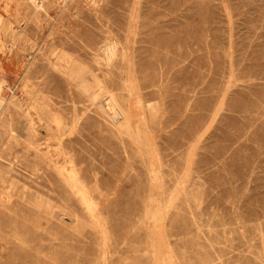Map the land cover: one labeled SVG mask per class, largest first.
<instances>
[{
	"label": "rangeland",
	"instance_id": "rangeland-1",
	"mask_svg": "<svg viewBox=\"0 0 264 264\" xmlns=\"http://www.w3.org/2000/svg\"><path fill=\"white\" fill-rule=\"evenodd\" d=\"M0 108V264H264V0H0Z\"/></svg>",
	"mask_w": 264,
	"mask_h": 264
},
{
	"label": "bare ground",
	"instance_id": "bare-ground-1",
	"mask_svg": "<svg viewBox=\"0 0 264 264\" xmlns=\"http://www.w3.org/2000/svg\"><path fill=\"white\" fill-rule=\"evenodd\" d=\"M109 1V0H108ZM81 2V1H80ZM21 3V2H20ZM24 3V2H23ZM25 5V4H24ZM78 6V5H77ZM98 6V5H97ZM106 6V5H105ZM77 9H79V8H77ZM35 11V10H34ZM79 11H80V9H79ZM104 12V11H103ZM112 12V11H111ZM45 13V12H44ZM88 15H90V14H88ZM108 15V14H107ZM77 17V16H76ZM67 19V18H66ZM74 19V18H73ZM87 20V19H86ZM71 21V20H70ZM91 21V20H90ZM94 21V20H93ZM91 24V23H90ZM14 26V25H13ZM30 26V25H29ZM33 27V26H32ZM47 27V26H46ZM106 27V26H105ZM32 29V28H31ZM34 29V28H33ZM50 29V28H49ZM33 31V30H32ZM61 32V31H60ZM111 32V31H110ZM33 34V33H32ZM50 34V33H49ZM37 35V34H36ZM42 35V34H41ZM40 38V37H39ZM118 38V37H117ZM73 41V40H72ZM106 42V41H105ZM73 43V42H72ZM96 43V42H95ZM79 45V44H78ZM86 45V44H85ZM101 45V44H100ZM107 46V45H106ZM110 47V46H109ZM30 48V47H29ZM103 48V47H102ZM110 49V48H109ZM114 49V48H113ZM63 50V49H62ZM33 53V52H32ZM123 53V52H122ZM46 55V54H45ZM44 55V56H45ZM109 55V54H108ZM95 56V55H94ZM112 57V56H111ZM92 58V57H91ZM42 61V60H41ZM109 63V62H108ZM114 63V62H113ZM86 64V63H85ZM99 66V65H98ZM38 67V66H37ZM36 67V68H37ZM85 67V66H84ZM106 67V66H105ZM114 67V66H113ZM117 67V66H116ZM35 69V68H34ZM83 69V68H82ZM99 69V68H98ZM110 69V68H109ZM93 70V69H92ZM118 70V69H117ZM102 71V70H101ZM47 72V71H46ZM96 72V71H95ZM115 72V71H114ZM26 76V75H25ZM106 79V78H105ZM108 79V78H107ZM92 80V79H91ZM104 81V80H103ZM88 87V86H87ZM42 90V89H41ZM26 94V93H25ZM101 101V100H100ZM13 102V101H12ZM9 104V103H8ZM91 104V103H90ZM114 104H115V101H114V99L112 98V97H105V106H106V108H108V109H111V110H113V112L114 111H118L119 112V114H120V118L116 121V122H118L119 120H120V127H122V126H127V127H130V119H129V117L125 114V115H123L119 110H114ZM1 109V108H0ZM96 110H98V109H96ZM7 111V110H6ZM96 112V111H95ZM130 113V112H129ZM51 115V114H50ZM106 117V116H105ZM24 118V117H23ZM46 118V117H45ZM122 118V119H121ZM31 119V118H30ZM22 120V119H21ZM16 121V120H15ZM132 121V120H131ZM133 124V123H132ZM117 126V125H116ZM133 126H131V128H132ZM13 128V127H12ZM127 129V128H126ZM134 129V128H133ZM132 129V130H133ZM128 130V129H127ZM131 130V131H132ZM2 132V131H1ZM122 139V138H121ZM15 141V140H14ZM66 146V145H65ZM154 148V147H153ZM10 156V155H9ZM25 156V155H24ZM20 161V160H19ZM28 163V162H27ZM37 163V162H36ZM22 164V163H21ZM12 165V164H11ZM31 166V165H30ZM37 166V165H36ZM32 168V167H31ZM19 173V172H18ZM155 174V173H154ZM14 175V174H13ZM24 190V189H23ZM201 193V192H200ZM198 195V194H197ZM24 196V195H23ZM192 198V197H191ZM197 199V198H196ZM198 202V201H197ZM105 243V242H104ZM108 253V252H107Z\"/></svg>",
	"mask_w": 264,
	"mask_h": 264
},
{
	"label": "built area",
	"instance_id": "built-area-1",
	"mask_svg": "<svg viewBox=\"0 0 264 264\" xmlns=\"http://www.w3.org/2000/svg\"><path fill=\"white\" fill-rule=\"evenodd\" d=\"M120 118V114L118 111H114L111 113V120L116 122Z\"/></svg>",
	"mask_w": 264,
	"mask_h": 264
}]
</instances>
